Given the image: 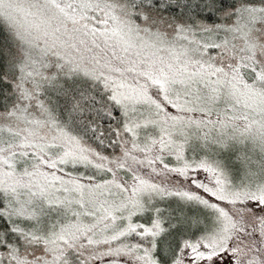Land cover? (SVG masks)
Returning <instances> with one entry per match:
<instances>
[{
    "label": "snow or ice",
    "instance_id": "1",
    "mask_svg": "<svg viewBox=\"0 0 264 264\" xmlns=\"http://www.w3.org/2000/svg\"><path fill=\"white\" fill-rule=\"evenodd\" d=\"M0 34V264H264V0H0Z\"/></svg>",
    "mask_w": 264,
    "mask_h": 264
},
{
    "label": "trees",
    "instance_id": "2",
    "mask_svg": "<svg viewBox=\"0 0 264 264\" xmlns=\"http://www.w3.org/2000/svg\"><path fill=\"white\" fill-rule=\"evenodd\" d=\"M4 41V36L0 34V43ZM241 154L238 152H226L223 156L224 162L233 170V173L239 177L242 174L243 166L238 158Z\"/></svg>",
    "mask_w": 264,
    "mask_h": 264
}]
</instances>
